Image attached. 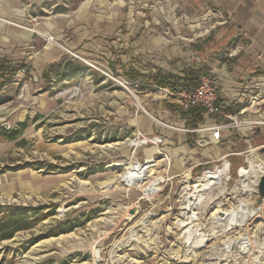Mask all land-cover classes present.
Returning <instances> with one entry per match:
<instances>
[{
	"label": "rangeland",
	"instance_id": "obj_1",
	"mask_svg": "<svg viewBox=\"0 0 264 264\" xmlns=\"http://www.w3.org/2000/svg\"><path fill=\"white\" fill-rule=\"evenodd\" d=\"M147 1L134 12L154 5ZM99 5L91 9L98 18ZM122 21L82 22L52 35L47 43L64 49L53 69L38 79L27 69L19 83L0 87V129L28 124L17 136L0 132V264H264V202L256 184L244 191L235 166L226 184L206 190L191 208L185 197L195 179L224 161L173 175L174 158L142 143L157 134L154 118L178 104L126 75L125 59L151 67L152 58L91 55L92 42L123 50L121 36L136 25ZM168 119L166 129L178 128ZM136 139L141 143L131 145ZM144 148L154 151L155 165L140 185H127L121 176L148 159ZM159 177L160 191L147 193L149 180ZM242 202L256 214L224 233L220 217H238ZM197 229L208 240L192 246L188 237ZM244 237L251 241L246 251L237 242Z\"/></svg>",
	"mask_w": 264,
	"mask_h": 264
},
{
	"label": "crops",
	"instance_id": "obj_2",
	"mask_svg": "<svg viewBox=\"0 0 264 264\" xmlns=\"http://www.w3.org/2000/svg\"><path fill=\"white\" fill-rule=\"evenodd\" d=\"M117 1L0 0V65L12 70L27 65L38 79L64 57L61 46L47 43V35L60 37L82 22L135 24L134 31L121 36L123 50L115 43L92 42L91 55L152 58L151 67L125 59L124 70L131 78L134 72L141 74L135 81L161 91L145 77L161 71L189 80L210 73L218 80L220 102L232 116L185 111L175 101L172 112L153 117L158 122L153 131L163 140L152 144L153 150L174 158L173 175L220 161L231 162L232 168L245 165L253 149L264 147V0H155L151 10L137 13L134 9L145 8L147 0ZM97 3L104 7L99 18L91 11ZM164 116L178 128L166 129ZM233 120L243 123L233 125ZM217 125H222L219 138L214 136ZM144 149L151 159L154 151ZM251 161L259 163L257 156Z\"/></svg>",
	"mask_w": 264,
	"mask_h": 264
},
{
	"label": "bare ground",
	"instance_id": "obj_3",
	"mask_svg": "<svg viewBox=\"0 0 264 264\" xmlns=\"http://www.w3.org/2000/svg\"><path fill=\"white\" fill-rule=\"evenodd\" d=\"M140 143L141 142L137 139L130 142V144L134 146L139 145ZM153 161L154 160L151 159H149V162L144 163L136 161L134 164L127 166L125 168L126 172L125 174H122L121 179H123L127 183V185H132L134 183L140 185L146 178L147 169L155 165L154 163H152ZM259 168V163H255L254 161L250 162L248 168H244L241 175V184L244 191L249 190L250 187L252 188V186L256 184L255 178L257 177ZM229 177L230 173L228 164L220 166L215 170H206L194 181V191L192 192V194L185 197L187 198V205L191 208L195 207L205 197L206 190H209L215 186L226 184V181L229 179ZM162 181V177L149 180V185L146 186L145 191L147 193H156L160 191V184L162 183ZM233 213L225 212L226 216L220 217L221 220H224V223L226 224L225 229H223L224 233H226V231L228 230L232 232L237 226L244 225L250 216L256 214V212L250 211L248 205L244 202H242L240 210L237 211L238 217H231ZM188 240L189 242H192V246H196L197 244L206 242L208 240V237L199 229H197L188 237ZM237 242L242 248V251H246L248 248L251 249V241L249 237L241 238ZM192 252H194L195 254V248L192 249Z\"/></svg>",
	"mask_w": 264,
	"mask_h": 264
},
{
	"label": "built area",
	"instance_id": "obj_4",
	"mask_svg": "<svg viewBox=\"0 0 264 264\" xmlns=\"http://www.w3.org/2000/svg\"><path fill=\"white\" fill-rule=\"evenodd\" d=\"M54 40L52 35L47 37V42ZM27 66H20L19 68L12 70L0 67V87H6L9 83H19L23 80L27 74ZM135 86H139V82H134ZM162 91L165 94V97L177 101L180 107L185 111H190L193 108H199L208 115H221L225 117H232L230 114L226 113L224 105L220 102L219 92H218V80L216 77L210 73H206L201 75L200 84L194 89L187 90L183 89L180 91H175L170 88H162ZM243 121L233 120V125H241ZM222 125H217L214 128V136L215 138L220 137ZM162 138L160 136H144L142 143H153V144H161ZM255 156L258 157L259 160V170L257 172L258 177L264 173V154L259 152L258 148L253 149L250 158L253 159ZM251 159L247 160V163L243 166L238 167V175L241 177L244 168H248L250 165ZM153 160V159H151ZM145 162H149V159H145ZM153 163V162H152ZM229 165V173L232 168V164L229 161H224L221 164H215L214 169H217L220 166ZM198 178V177H197ZM196 178V179H197ZM195 179V180H196ZM259 209V208H258Z\"/></svg>",
	"mask_w": 264,
	"mask_h": 264
},
{
	"label": "trees",
	"instance_id": "obj_5",
	"mask_svg": "<svg viewBox=\"0 0 264 264\" xmlns=\"http://www.w3.org/2000/svg\"><path fill=\"white\" fill-rule=\"evenodd\" d=\"M0 67H3V66L0 65ZM201 75L200 74H198L197 76L192 75L189 78V80H187L184 78H180V77H177L171 74H166V73H162L161 71H158L150 75L149 77H145V79H147L149 83L152 82V84L160 86L162 88H170L175 91H180L183 89L191 90L197 87L200 84ZM140 76L142 75L134 72V74L132 75V79L134 80L138 79ZM190 111H202V110L199 108H193ZM27 125L28 124L25 121V122L20 123L19 129L18 128L4 129V130L0 129V132L1 133L5 132L6 135H10V136H17L22 129H25L27 127Z\"/></svg>",
	"mask_w": 264,
	"mask_h": 264
},
{
	"label": "water",
	"instance_id": "obj_6",
	"mask_svg": "<svg viewBox=\"0 0 264 264\" xmlns=\"http://www.w3.org/2000/svg\"><path fill=\"white\" fill-rule=\"evenodd\" d=\"M259 152L264 154V147L260 148ZM256 185L259 193V202H264V173L258 177ZM220 213L223 214L222 211Z\"/></svg>",
	"mask_w": 264,
	"mask_h": 264
}]
</instances>
